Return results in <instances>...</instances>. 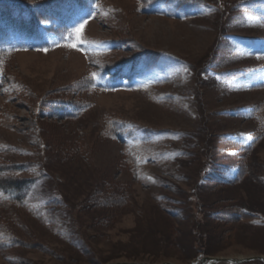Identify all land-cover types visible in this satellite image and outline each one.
I'll use <instances>...</instances> for the list:
<instances>
[{"label":"rangeland","instance_id":"374dc122","mask_svg":"<svg viewBox=\"0 0 264 264\" xmlns=\"http://www.w3.org/2000/svg\"><path fill=\"white\" fill-rule=\"evenodd\" d=\"M202 1L217 12L172 0L168 13L148 14L134 0H97L70 41L44 33L0 55V164L36 162L29 175L49 177L33 184V199L56 200L42 222L0 209V226L22 243L0 264H190L204 250L200 258L221 261L212 264H263L264 221L236 216L242 208L264 218V138L246 156L249 177L216 186L263 136L230 113L264 103V27L228 11L231 0ZM123 40L161 58L140 63L133 84L106 90L93 74L134 55ZM230 70L240 75L219 77ZM60 100L80 107L77 119L51 116ZM117 119L128 133L109 138L103 123ZM146 127L165 133L137 140Z\"/></svg>","mask_w":264,"mask_h":264},{"label":"trees","instance_id":"16d2710c","mask_svg":"<svg viewBox=\"0 0 264 264\" xmlns=\"http://www.w3.org/2000/svg\"><path fill=\"white\" fill-rule=\"evenodd\" d=\"M43 1L46 0H0V37L6 32V30L14 27H24L26 23H33L35 20H47L48 12L43 5ZM137 9L142 11L143 13L153 14V13H168L166 6L173 5L169 2V0H134ZM228 5H225L227 10L238 11L241 13L247 12L255 15L256 22L258 25L264 27V0H231ZM38 6L36 11H31L28 8ZM228 10V11H229ZM28 11V16L31 15V18L22 17L23 13ZM217 12V10H216ZM224 14V12L222 13ZM135 42V41H134ZM133 40H123L122 44H126L132 50H134V55L127 56L125 58H116L113 61H109L106 64V68L114 67V68H122L124 66H135L138 63L146 62L148 59L151 60H159L157 53L149 52L148 50L140 47H136V44ZM10 43L4 42L2 48H0V55L7 57L9 55ZM121 50L113 47L110 50L111 55L115 53H119ZM138 51V52H137ZM110 55V56H111ZM146 57V58H145ZM182 65L187 64V61L181 59ZM132 69V68H131ZM240 70L238 71H225L219 74V77H229V76H239ZM137 78H140L139 75H136ZM54 99V98H53ZM63 107H58L56 113H52L51 116L55 120H65L72 122L77 119L79 116L80 107H76L72 103H65L63 100L59 102ZM233 113H230L231 116H241L248 120L249 122H253L256 127V133L258 135L263 134L264 136V103L260 102L258 104H254L249 107L237 108ZM236 112V113H235ZM128 125L127 121L116 120L114 122L103 123L105 127V135L109 138L121 139L123 135L128 133L126 131V126ZM103 129V130H104ZM165 133V130H157L146 127L141 130L137 136H142L141 139H148V136L152 137H160ZM132 135L128 136L131 137ZM262 138L256 142V146L253 147V143L243 148V152H241L242 156L238 157L239 166L236 167V171L234 176L229 178H219L217 182L218 186L216 187H233L242 184L250 175L249 165H247V157L249 153H251L260 143ZM259 143V144H258ZM47 146L44 142L39 139V149L44 150ZM253 147V148H252ZM184 152V151H183ZM37 153V152H36ZM24 156H28L29 152H24ZM246 154V155H245ZM186 157H190L192 153L183 154ZM245 155V156H244ZM36 165V162H6L0 164V209H19L29 213L35 219H38L42 222V215L46 214V212L53 207V204L56 203L54 198H46L43 203H36L32 197L34 186L33 184L42 180L46 181L49 177L48 173H42L40 176H30L29 172L33 170L31 169ZM226 170L230 168L228 166L225 167ZM26 173L27 177L24 176ZM34 204V205H32ZM240 214L236 216L241 222L248 221L253 223L252 221H264V218L261 217L258 213L247 211L246 209L240 208ZM163 211H165L163 209ZM22 246L21 240L18 236L13 233L5 230L0 226V254L4 252H11L16 248H20ZM199 254L197 253L193 259L198 258L201 255L210 256V254L204 250Z\"/></svg>","mask_w":264,"mask_h":264},{"label":"water","instance_id":"95a60500","mask_svg":"<svg viewBox=\"0 0 264 264\" xmlns=\"http://www.w3.org/2000/svg\"><path fill=\"white\" fill-rule=\"evenodd\" d=\"M254 260H257V258H251V259H246V261H254ZM258 260H261L264 262V258H259ZM245 261V260H244ZM244 261H238V260H228V263H241V262H244ZM206 262H214V263H219L221 262L220 260H218L217 258H206V259H202L200 261V264H206ZM192 264H196L195 262H193Z\"/></svg>","mask_w":264,"mask_h":264},{"label":"snow or ice","instance_id":"6c2138e0","mask_svg":"<svg viewBox=\"0 0 264 264\" xmlns=\"http://www.w3.org/2000/svg\"><path fill=\"white\" fill-rule=\"evenodd\" d=\"M82 29H83V24L80 26V28L75 30V37L79 42H82ZM69 39H72V36L70 35ZM69 47H76V44H69L67 45ZM258 58H264V57H258Z\"/></svg>","mask_w":264,"mask_h":264}]
</instances>
